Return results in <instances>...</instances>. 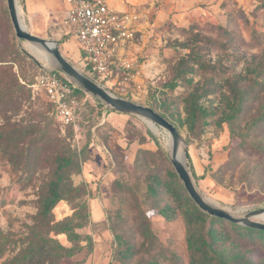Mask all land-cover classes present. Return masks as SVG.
Wrapping results in <instances>:
<instances>
[{"label": "rangeland", "instance_id": "374dc122", "mask_svg": "<svg viewBox=\"0 0 264 264\" xmlns=\"http://www.w3.org/2000/svg\"><path fill=\"white\" fill-rule=\"evenodd\" d=\"M108 1L133 36L127 66L100 84L175 126L205 199L240 215L264 207V0ZM56 25L62 55L84 73ZM28 44L0 0V264H264V232L199 209L162 132ZM48 74L69 86V121L37 84Z\"/></svg>", "mask_w": 264, "mask_h": 264}, {"label": "built area", "instance_id": "2783aa9c", "mask_svg": "<svg viewBox=\"0 0 264 264\" xmlns=\"http://www.w3.org/2000/svg\"><path fill=\"white\" fill-rule=\"evenodd\" d=\"M68 7L62 18L66 33L76 40L83 69L98 83L104 81L114 67L127 66L121 52L133 33L127 17L112 7L108 0H66ZM92 73V74H91ZM87 75V74H86ZM37 84L58 104L66 121L70 110L64 103L70 92L63 78L55 74L37 77Z\"/></svg>", "mask_w": 264, "mask_h": 264}, {"label": "water", "instance_id": "95a60500", "mask_svg": "<svg viewBox=\"0 0 264 264\" xmlns=\"http://www.w3.org/2000/svg\"><path fill=\"white\" fill-rule=\"evenodd\" d=\"M5 1L9 18L15 32V36L19 41H27L29 44H34L48 53L52 60V63L58 70L63 72L67 77L77 83L78 86L81 87L84 91L90 93L94 97L99 98L109 108L119 112L139 115L144 119L150 120L156 126H160L168 131L171 136V155L168 154L171 164L178 177L182 181V184L188 196L193 200V202L199 209H201L209 216L225 219L229 222L241 224L249 228L264 230V221H258L254 219L260 214L264 213V207L252 209L240 215L231 213L212 204L201 195L185 163L186 149L183 145V139L171 122H169L165 117H163L160 113L149 106L141 105L114 95L106 88H104L102 84L98 83L97 81L77 69L74 65H72L64 58L58 47L57 41L48 38H42L31 33L28 30L26 24L23 21V18L21 17L18 0ZM25 53L34 61H37L32 54L28 52ZM180 146H183V160L177 158V153Z\"/></svg>", "mask_w": 264, "mask_h": 264}, {"label": "crops", "instance_id": "0c3cea01", "mask_svg": "<svg viewBox=\"0 0 264 264\" xmlns=\"http://www.w3.org/2000/svg\"><path fill=\"white\" fill-rule=\"evenodd\" d=\"M20 2L25 12V19L31 33L42 38L55 40L58 42L59 45L62 33L59 31V28L57 27L56 23H59L62 29H66L62 25V18L64 17L65 11L68 7L67 1L20 0ZM77 51L79 58H81V52L78 48V45Z\"/></svg>", "mask_w": 264, "mask_h": 264}, {"label": "bare ground", "instance_id": "6f19581e", "mask_svg": "<svg viewBox=\"0 0 264 264\" xmlns=\"http://www.w3.org/2000/svg\"><path fill=\"white\" fill-rule=\"evenodd\" d=\"M19 9H20L21 17L23 18L21 8H19ZM28 45L32 49V51L38 56V58L42 61V63L44 64L45 67L53 64L48 53H46L45 51H43L42 49H40L39 47H37L34 44H28ZM144 121L146 122L148 127H150L155 133H161L162 132V135L164 136L165 148L167 149L168 154L171 155V153H170V151H171L170 150V148H171V136L168 133V131L163 133V131H161L159 129V127H157L155 124H153L150 120L144 119ZM177 158L180 160H183V146H180L178 153H177ZM256 218L261 220V221H264V213L260 214Z\"/></svg>", "mask_w": 264, "mask_h": 264}, {"label": "trees", "instance_id": "16d2710c", "mask_svg": "<svg viewBox=\"0 0 264 264\" xmlns=\"http://www.w3.org/2000/svg\"><path fill=\"white\" fill-rule=\"evenodd\" d=\"M85 74H87L88 76H90L86 71H84ZM186 156L188 157V154H186ZM220 219V218H219ZM251 230H255V231H260V232H264V230H259V229H254V228H249Z\"/></svg>", "mask_w": 264, "mask_h": 264}]
</instances>
